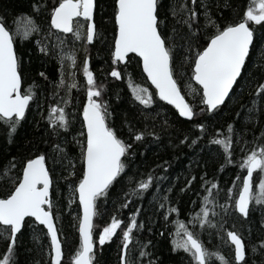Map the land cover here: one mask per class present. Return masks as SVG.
Returning <instances> with one entry per match:
<instances>
[{
    "label": "snow or ice",
    "instance_id": "1",
    "mask_svg": "<svg viewBox=\"0 0 264 264\" xmlns=\"http://www.w3.org/2000/svg\"><path fill=\"white\" fill-rule=\"evenodd\" d=\"M221 8L229 11L230 15L220 13ZM97 9L98 0H55L54 3L51 0H33L31 13L14 17L12 26H9L5 15H0V127L6 129L7 144L15 143L18 129L27 122L30 105L35 102L40 107L36 91L38 84L24 88L23 62L16 48L19 41L30 38H36L43 55L58 57L61 77L57 88L65 87V60L71 62L69 66H76L77 44L88 53V46L95 49L98 43L105 42L109 47L108 76L115 81L123 80L128 66L135 62L141 66L142 74L154 89L153 92L149 87L137 84L129 75L127 87L134 105L159 115L157 109L162 105L158 102H163L175 110L174 114L178 113L177 120L183 118L195 123L198 112L205 118L218 115L234 99L239 103L237 89L241 90V95L244 89H248L251 106L245 105L242 109L248 113L243 125L238 126L241 112H237L235 123L226 122L220 129H210L201 121L196 124V139L186 135L180 140L181 144L190 146L201 140L206 147L216 146L212 150L221 160L218 171L224 172L230 165L240 171L235 175L232 186L226 189H222L219 182H213L215 176L208 180L207 172L199 177V188L193 185L198 179L196 176L185 181V186L179 189L181 193L192 191L206 195L197 201L190 198V203L200 211L191 217L189 223L176 222L171 252L183 253L187 264H209L213 254L206 248L201 235L203 230L215 229L231 252V259L214 254L220 264H249V245L241 233L231 229L235 227V219L250 220L253 205L264 212V129L260 136L253 135L251 140L244 132L245 128L253 130L258 124L255 113L264 114V63L259 62L264 60V55L257 61L253 60L257 41L264 42V0H242L241 3H236V0H223V3L220 0H113L114 32L110 42L106 41L96 22ZM44 13H47L46 27L38 21ZM21 20H26L22 28L19 26ZM41 36L49 41L55 38V43L50 46L43 44ZM69 46L71 54L66 55L65 50ZM82 71L86 102L80 105L78 135L76 114L65 110L74 107L70 92L78 85L72 83L65 87L66 96L60 98L63 106L57 102L47 110L46 137L42 135L40 142L48 143L49 147L55 144L51 160L53 164L61 165L62 173H68L63 178L69 181V206L78 201L77 208L82 210V215L78 212L79 246L71 264H94L98 250L112 242L114 237L122 240L118 250L120 264H129V252L140 243L137 240L134 244V233L146 225L138 221L142 205L124 219L120 218L121 211L142 201L145 194L154 190L157 195H153V200L162 210L159 216L167 224L169 216L180 214L178 207L165 210L175 186L162 189L160 182L165 177L160 176L156 169L147 173L139 169L133 171L134 160L147 135L157 140L160 137L154 131L146 135L145 130H137L127 116L117 128L114 121L110 122L113 113L105 99L107 85L98 83L87 56ZM39 76L48 80L43 71ZM185 80L188 81L191 101L183 94ZM192 82L198 87H193ZM167 122L165 116V125ZM124 123H127V139L122 138ZM73 144L79 147V155L75 158L71 151ZM249 144L253 146L249 147ZM33 147L35 152L32 155L11 156L0 167V186L5 191L0 196V239L5 242L7 253L0 264H16L19 237L29 228L37 234V239L41 234L47 238V264L64 262L66 237L61 239L57 225L55 168L49 166L47 150H42L38 144ZM237 151L243 154L239 161L236 160ZM77 161L79 177L71 181L77 171ZM157 167L165 173L168 171L164 165ZM117 186L119 193H115ZM221 193L223 203L220 202ZM114 194L117 196L113 204L114 214L97 233L94 219L101 214V205L111 201ZM59 211H63L62 206H59ZM230 219L233 224L226 228ZM197 227L201 233L196 231ZM261 227L264 228V221ZM160 235L163 236L164 232ZM150 244L151 241L141 248ZM250 251L253 255L264 256V237L258 244L251 245ZM146 255L149 253L139 252L141 258Z\"/></svg>",
    "mask_w": 264,
    "mask_h": 264
},
{
    "label": "trees",
    "instance_id": "2",
    "mask_svg": "<svg viewBox=\"0 0 264 264\" xmlns=\"http://www.w3.org/2000/svg\"><path fill=\"white\" fill-rule=\"evenodd\" d=\"M52 3L55 0H51ZM223 3V0H220ZM242 0H236V3H241ZM33 0H0V15H5L9 26H12L14 17L19 18L21 14L31 13V4ZM113 0H98V9L96 14V22L100 26V32L105 36L106 41L110 42L114 32V21L112 15ZM215 11V10H214ZM220 13L224 16L230 15L229 11L221 8ZM219 14V13H217ZM47 13H44L38 17L39 23L45 25V17ZM26 23V20H21L19 26ZM19 41V37H17ZM43 44L51 45L55 43L54 40L49 41L40 37ZM79 47V46H78ZM77 47V48H78ZM18 56L22 59V70H23V81L24 88L27 89L31 84H38L36 89L38 93V99L40 107L38 108L36 103L33 102L30 111L27 115V122L18 129L15 136V143L11 146L7 144L6 129L0 127V167L4 166L11 158L26 157L32 155L35 152L34 144H38L42 150H47L49 154V166L55 168L54 176L56 177V184L58 185L54 191V199L58 205L57 210V225L61 230V239L66 237V243L64 245V254L66 258H71L74 255L75 250L79 246L78 240V212L81 215V210H78V201L72 203L69 206L68 197L70 195L66 181L63 177L67 176V172L61 171V165L59 163L53 164L51 156L53 154V148L55 144L49 147L48 143H41V137L46 134L44 129L47 127V110L49 107L56 106L60 100V90L56 87L61 77V65L58 62L56 55H43L39 48L40 45L36 43V38H30L29 40L19 41L16 45ZM89 52L83 53L78 52L77 64L80 81H84L82 75V65L86 56L90 59V68L95 73L98 83L107 85L108 91L106 92L105 99L110 103V111L113 113V117L110 122L114 121L117 128L122 125L123 118L128 117L133 124L136 125L137 130H145L146 135L148 133L155 132L156 136L160 139H155L152 135H147V139L139 148L137 156L134 160L133 171L139 169L142 173L151 172L152 169H156V172L165 177L160 182L162 189H166L169 185L175 187L171 193V199L165 206V210L168 207H178L180 214L177 216L173 213L169 216V223L159 216V211L156 201L153 200V195H157L154 190L148 194H145L142 201L135 202L128 208H125L120 213V218L133 215L137 208H141V215L138 217V221L146 225L143 230L134 233V244L138 240L140 243L136 245L134 249L129 252V264H132L135 260V264H187V260L183 253H172L171 242L174 239L175 226L177 221L189 223L191 217L200 211V208L190 203V198L193 201L202 199L206 193H199L189 191L187 194L179 191L181 186H185V181L190 179L192 176H196L198 179L193 182L194 187H200L199 177L203 176L205 172L208 173L207 179L213 180V182H219L222 189L230 188L232 181L235 180V175L239 174V168L234 166H228L224 172L218 171L221 160L217 156L216 152L212 148L206 147L203 140L199 141L196 145L181 144L180 140L184 136H190L192 139H196L198 135L197 123L203 121V123L210 129H220L221 125L227 123L236 122V113L241 112L239 125H243L246 122L248 113L246 110L242 111L245 105L251 106V97L248 95V89H244L241 95V90L237 89L238 100L234 99L228 104V107L218 115L203 117L199 114L195 118L194 122L184 121L181 118L177 120L178 114H174L175 110L167 105H163V102H158L162 105L161 108L157 109L159 115L150 109H142V106L134 105L131 100V93L127 87V77L130 75L133 80L144 87H149L150 91L154 92V89L150 86L149 82L146 81V77L142 74L141 66L137 63H133L128 66L127 74L121 81H115L113 78L107 75L109 65V47L106 46L105 42L98 43L95 49L92 46H88ZM58 51V50H57ZM78 49L76 50V52ZM83 54V55H81ZM264 55V42L257 41L256 48L253 53V60L257 61L259 57ZM138 60V58H136ZM260 63H264V60H259ZM121 68L125 66L120 65ZM43 71L48 80H44L39 76V73ZM188 81L182 84L183 94L186 95V99L192 100L191 93L188 89ZM85 86V82H84ZM193 87H198L192 82ZM54 94H57L54 96ZM82 102H86V96L83 91H75L72 98V105L66 109L68 112H75L76 114V134L80 129V105ZM155 107V105H154ZM258 118V124L253 130L245 128L244 132L247 135V139L251 140L253 135L260 136L261 130L264 129V114L259 112L254 114ZM165 116L168 118V122L165 125ZM222 130V129H221ZM127 123L123 124L122 138L127 139ZM235 138V137H234ZM72 139L71 136L68 137ZM31 142V143H30ZM249 144V147H252ZM31 149V151H29ZM71 151L74 153V158L79 155V147L75 144L72 145ZM242 153L237 151L236 160L239 161L242 158ZM168 164H165V162ZM157 165H164L168 168L167 173L163 172ZM79 177V164L77 161V171L74 176L71 177V181H76ZM146 178V177H141ZM239 183V182H237ZM120 188L117 186L115 193H119ZM5 191L3 186H0V196H3ZM167 194V193H161ZM223 193H221L220 202L223 203ZM117 200V196L114 194L112 200L104 203L100 207V215L96 217V228L95 232L102 231L106 222H110V215L113 213V204ZM174 201V202H172ZM59 206H62L63 211H59ZM118 207V204L116 205ZM155 207V211H154ZM211 208L212 206L209 205ZM219 210V209H217ZM218 219V218H217ZM262 221H264V212L256 209L253 205L251 211V217L248 222H243L240 219H235L234 229L244 236L245 242L249 245L248 257L249 264H262L264 256L259 254L253 255L250 251V246L258 244L260 238L264 237V228L261 227ZM215 222V221H214ZM233 220H229L226 228H231ZM191 228V225H189ZM46 231V230H45ZM196 231L201 233L202 230L197 227ZM164 232L161 236L160 233ZM118 232V236H119ZM98 239V237H96ZM201 239L206 245L208 251L213 254L209 258V264H220V261L214 254L219 253L225 256L226 259H231V252L229 246L225 244L220 236L216 234L215 229L203 230ZM151 244L147 248H141V245ZM47 238L42 234L37 239V234L32 229H27L24 234L19 237L17 249L15 253L16 264H47L48 248ZM120 239L114 237L112 242L106 243L102 250H98L96 261L99 264H120V257L118 250ZM131 247V246H130ZM140 251H145L149 255L141 258L139 256ZM5 242L0 239V260L6 255ZM94 261V264H96ZM67 264V263H63ZM71 264V263H68Z\"/></svg>",
    "mask_w": 264,
    "mask_h": 264
},
{
    "label": "rangeland",
    "instance_id": "3",
    "mask_svg": "<svg viewBox=\"0 0 264 264\" xmlns=\"http://www.w3.org/2000/svg\"><path fill=\"white\" fill-rule=\"evenodd\" d=\"M54 40H55V38H54ZM79 46V45H78ZM70 47L71 46H69V49H66L65 50V54L66 55H70L71 54V52H70ZM78 49V51L76 52V55H77V53L78 52H80V53H83V50L80 48V47H78L77 48ZM58 50V49H57ZM59 51V50H58ZM81 55H83V54H81ZM65 70H64V76H65V87L67 86V85H69V84H72V83H76L77 85H78V88H72L71 89V92H70V99H71V103H72V98H73V94H74V92L75 91H83V94L85 95V92H84V82H85V80L82 82V81H80V78H79V72H78V64H77V57H76V66L75 67H71V66H69L70 65V61H68V60H65ZM81 72H82V75H83V71L81 70ZM65 87H61V88H59V90H60V93H58V94H60V97H65L66 96V92H65ZM59 102L61 103V106H63V102L62 101H60L59 100ZM67 109V108H66ZM65 109V110H66ZM75 113V112H74Z\"/></svg>",
    "mask_w": 264,
    "mask_h": 264
},
{
    "label": "bare ground",
    "instance_id": "4",
    "mask_svg": "<svg viewBox=\"0 0 264 264\" xmlns=\"http://www.w3.org/2000/svg\"><path fill=\"white\" fill-rule=\"evenodd\" d=\"M52 40H54V38L52 39ZM54 42H55V40H54ZM77 47H78V44H77ZM168 106V105H167ZM168 107H171V106H168ZM178 114V113H177ZM182 119V118H181ZM183 120V119H182ZM95 222H96V218L94 219V224H95ZM122 243V240L120 239V244ZM71 259H72V257L70 258H66V255L64 254V262L63 263H71Z\"/></svg>",
    "mask_w": 264,
    "mask_h": 264
},
{
    "label": "water",
    "instance_id": "5",
    "mask_svg": "<svg viewBox=\"0 0 264 264\" xmlns=\"http://www.w3.org/2000/svg\"><path fill=\"white\" fill-rule=\"evenodd\" d=\"M96 18V17H95ZM139 59V58H138ZM122 66H124V65H122ZM149 84H150V82H149ZM32 105V104H31ZM31 105H30V108H31ZM183 119V118H182ZM81 215H82V210H81Z\"/></svg>",
    "mask_w": 264,
    "mask_h": 264
}]
</instances>
